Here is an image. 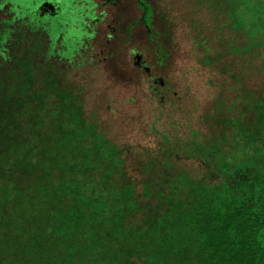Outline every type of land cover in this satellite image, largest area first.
<instances>
[{
    "label": "trees",
    "instance_id": "16d2710c",
    "mask_svg": "<svg viewBox=\"0 0 264 264\" xmlns=\"http://www.w3.org/2000/svg\"><path fill=\"white\" fill-rule=\"evenodd\" d=\"M252 1L264 10V0ZM219 18L217 31L210 21L196 48L214 35L226 51L257 58L264 42L245 51L230 36L243 29L234 32ZM7 30L0 38V264H264V149L257 143L264 93L239 97L251 122H242L244 111L222 120L239 128L230 149L221 144L226 133L215 139L192 129L173 145L176 137L163 135L140 164L137 191L123 168L125 147L108 139L95 112L85 116V88L48 61L53 56L64 66L84 57L89 43L76 38L72 47L54 24L24 21ZM212 51L226 53L205 46ZM218 67L235 82L244 73ZM245 143L253 144L249 159L235 162ZM187 160L196 167L185 168Z\"/></svg>",
    "mask_w": 264,
    "mask_h": 264
},
{
    "label": "rangeland",
    "instance_id": "374dc122",
    "mask_svg": "<svg viewBox=\"0 0 264 264\" xmlns=\"http://www.w3.org/2000/svg\"><path fill=\"white\" fill-rule=\"evenodd\" d=\"M141 1L144 3L141 13L146 24L156 19L152 40L144 34L143 28L134 27L133 32H137L133 38L135 43L126 37L112 38L106 43L105 34L110 31L107 24L124 31L125 26L130 28L138 19L134 0H119L117 9H113L110 15L112 17L98 26L90 55H86L88 51L85 50V54H82L84 57L74 56L64 66L59 59L53 56L48 58L53 66H58V73L64 76V80L79 83L85 88V116L95 112L99 128L106 132L108 139L125 147L127 160L123 168L137 191L145 175L141 173L140 164L145 156L161 146L163 135L176 137L170 141L173 145L177 138H188L192 129L203 137L211 135L215 139L220 133H226L227 142L223 140L221 144L229 148L234 141L232 135H236L239 128L233 129L231 124L225 126L222 120L226 116L229 120L236 119L238 112L244 111L242 122H251L254 114L246 111L239 97L248 90H256L260 97L264 93V65L260 63L264 58V46L254 60H250L245 52L237 54L240 51L234 47L226 51L225 41L215 39L209 33L211 38L206 40L204 46H195L196 42L203 40L205 33L202 32L209 26L208 23L212 22L215 33L218 28L216 20L224 17L232 31L243 29L242 33L235 32L230 36L234 34L235 45L243 44L242 48L250 52L253 47L256 48L255 43L264 42L262 7L254 5L252 0H153L157 10V15H154L148 1ZM8 12L7 9L0 11V38L5 29L11 30L24 23L12 20L13 15ZM242 14H247L244 20L241 19ZM193 18L198 26L193 24ZM5 37L7 39L9 36ZM123 46L126 52L122 51ZM205 46L210 51L218 48L226 53L218 56L219 53L213 51L205 52ZM246 46L248 48L245 49ZM26 48L31 49L30 45ZM129 49L141 52L144 60L142 66L145 63L150 67L149 74ZM97 50H100L98 54L95 53ZM110 50H113L112 55H109ZM166 52L167 56L162 57ZM60 56L61 53L58 54ZM209 56H218L221 61L207 64L202 58ZM220 63L231 64L240 73L244 71L238 82L221 73L218 67ZM242 66L244 69H241ZM160 76L165 82L162 87L153 83V79ZM216 98L222 101L220 109L215 107L218 103ZM261 135L263 142L257 143L264 149V131ZM236 141L241 142V137H237ZM252 147V143H245V146L239 144L234 153L235 162L244 155L248 160ZM196 165L194 161L183 162L185 168Z\"/></svg>",
    "mask_w": 264,
    "mask_h": 264
},
{
    "label": "flooded vegetation",
    "instance_id": "af4514ba",
    "mask_svg": "<svg viewBox=\"0 0 264 264\" xmlns=\"http://www.w3.org/2000/svg\"><path fill=\"white\" fill-rule=\"evenodd\" d=\"M145 1H148L150 10L154 12V15H157L153 0ZM118 2L119 0H0V11L7 9L8 13L13 15L11 19L14 21L45 25L54 24L57 26V30L61 31V35L65 34L71 38L70 44H79L77 41L72 43V40L76 38L85 39L89 43V47L87 45L85 47L88 51L86 55H90V51L92 50L91 44L96 38L98 26L102 22H107L112 17L110 15L114 12L113 9H117ZM134 3L138 10V19L135 20V24L131 25L130 28L125 26L124 31H122V28L117 29L107 24L106 26L110 31L105 34L106 43H109L112 38L123 39L125 37L135 43V39L133 38L137 32H133L134 27L143 28L144 34L149 40H152V30L155 28L156 19H151L150 24H146L144 16L141 13V7L144 3L141 0H134ZM118 45L120 46L121 44L119 43ZM118 45L117 48L119 47ZM121 49L123 52L127 51L124 46ZM129 50L135 53L136 59L140 61L139 65L149 74L150 67L145 63L142 66L144 60L141 52L135 49ZM98 51L100 52V50H97L95 53L98 54ZM112 52L113 50H110L109 55H112ZM167 54L166 52L162 57H166ZM153 83L161 87L165 84L161 76L154 78Z\"/></svg>",
    "mask_w": 264,
    "mask_h": 264
}]
</instances>
